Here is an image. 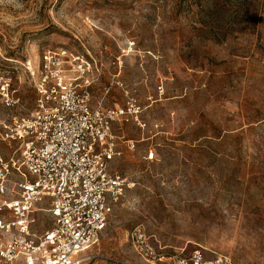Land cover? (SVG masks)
<instances>
[{"label":"rangeland","instance_id":"rangeland-1","mask_svg":"<svg viewBox=\"0 0 264 264\" xmlns=\"http://www.w3.org/2000/svg\"><path fill=\"white\" fill-rule=\"evenodd\" d=\"M46 49L85 57L93 106L134 101L146 125L114 122L110 169L127 186L87 264H146L138 225L164 253L264 264V0H0V86L21 100L0 107V126L35 108ZM16 149L0 140L1 156Z\"/></svg>","mask_w":264,"mask_h":264},{"label":"built area","instance_id":"built-area-1","mask_svg":"<svg viewBox=\"0 0 264 264\" xmlns=\"http://www.w3.org/2000/svg\"><path fill=\"white\" fill-rule=\"evenodd\" d=\"M96 73L83 56L46 49L34 73L35 108L0 126V140L17 146L11 157L0 155V264H87L99 257L90 249L127 186L110 169L120 140L114 122L131 117L146 125L134 101L133 110L93 106ZM20 102L8 83L0 86V107ZM127 143L134 150V142ZM38 214L50 223L43 232L37 230ZM130 240L146 264H235L201 247L164 253L143 225L132 230Z\"/></svg>","mask_w":264,"mask_h":264}]
</instances>
